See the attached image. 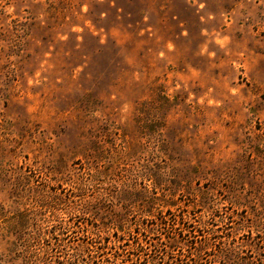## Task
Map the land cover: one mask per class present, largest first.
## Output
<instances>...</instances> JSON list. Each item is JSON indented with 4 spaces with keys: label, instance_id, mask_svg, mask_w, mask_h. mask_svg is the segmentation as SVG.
Segmentation results:
<instances>
[{
    "label": "rangeland",
    "instance_id": "1",
    "mask_svg": "<svg viewBox=\"0 0 264 264\" xmlns=\"http://www.w3.org/2000/svg\"><path fill=\"white\" fill-rule=\"evenodd\" d=\"M0 264H264V0H0Z\"/></svg>",
    "mask_w": 264,
    "mask_h": 264
}]
</instances>
